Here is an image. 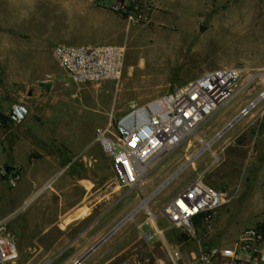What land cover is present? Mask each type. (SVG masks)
<instances>
[{"label": "rangeland", "instance_id": "1", "mask_svg": "<svg viewBox=\"0 0 264 264\" xmlns=\"http://www.w3.org/2000/svg\"><path fill=\"white\" fill-rule=\"evenodd\" d=\"M28 2L23 9V32L32 42L49 49L46 67L66 82L60 97L54 98L60 104L54 106L52 119L36 121L28 116L16 131L46 146L69 145L82 151L76 161L78 176L87 178L95 191L120 193V201L104 216L103 223L116 227L138 209L82 264H173L167 247L178 249L183 256L179 264H187L190 253L197 252L199 245L231 244L245 228L264 223V101L214 139L264 89V0H174V8L159 0H137L132 21L120 15V32L118 24H111L114 15L109 11H99L102 16L98 17L89 8L73 7L74 0ZM114 2L103 0L107 9ZM172 10L175 12L171 15ZM60 43L125 46L120 81L70 85L52 55ZM32 56L29 53L24 59L28 62ZM222 67L243 69L240 86L250 76L254 78L252 85L161 160L138 188L120 186L110 158L97 141V129L112 131L110 125L133 107ZM200 152L199 158L159 191ZM199 175L211 187L227 193V199L212 224L196 225L194 237L179 240L182 233L172 228L162 209ZM149 212L156 215L164 239L147 243L141 239V232L154 233ZM98 215L95 213L92 220ZM49 236L54 240L62 235L56 227ZM18 248L20 259L16 264H64L68 257L65 246ZM46 257L51 260L45 262Z\"/></svg>", "mask_w": 264, "mask_h": 264}, {"label": "built area", "instance_id": "2", "mask_svg": "<svg viewBox=\"0 0 264 264\" xmlns=\"http://www.w3.org/2000/svg\"><path fill=\"white\" fill-rule=\"evenodd\" d=\"M136 2L131 0L129 4L116 5L113 10L132 21ZM125 52V46L114 44H58L53 48V57L70 85L86 87L119 82L123 74ZM243 77L244 70L237 67L205 72L181 88L133 107L114 126L110 125L112 131L97 129V141L110 158L115 179L120 186L138 188L161 160L197 133L236 94L252 85L254 78L250 76L240 86ZM263 101L264 89L233 120L247 117ZM29 114L27 105L14 103L4 116L8 123L17 126L24 123ZM2 126L3 122L0 121V128ZM201 154L197 153L188 159L162 186L171 183ZM21 180L22 173L15 172L8 180V185L16 188ZM226 199L227 193L211 187L199 175L163 207L162 213L173 229L194 237L196 225L212 224L217 210L225 204ZM149 214L154 233L142 231L141 239L147 243L155 238L164 239L156 215ZM167 251L173 264L183 261L178 249L167 247ZM19 259L16 241L0 224V264H16ZM187 264H264V229L260 224L247 227L236 241L225 246L199 245L197 252L190 253Z\"/></svg>", "mask_w": 264, "mask_h": 264}, {"label": "crops", "instance_id": "3", "mask_svg": "<svg viewBox=\"0 0 264 264\" xmlns=\"http://www.w3.org/2000/svg\"><path fill=\"white\" fill-rule=\"evenodd\" d=\"M130 1L115 0L111 9L104 7L103 0H74L72 5L89 8L98 17L102 16L99 11L111 12V24H118L120 32L121 16L113 7ZM159 2L175 7L174 0ZM28 3L0 0V114L7 113L14 103H23L29 108V118L39 121L53 118L54 106L60 104L54 98L60 97L66 81L46 67L49 49L32 42L23 32V9ZM29 53L33 56L27 62L24 56ZM0 121V224L19 247L65 246L68 257L64 264H75L115 227L102 219L117 206L120 193L95 191L87 178L78 176L76 161L82 151L69 145L46 146L16 131L23 123L14 126L1 117ZM15 172L22 173V180L10 188L8 180ZM95 213L99 215L92 220ZM56 227L62 236L53 240L49 233ZM127 233L121 234L120 240ZM50 260L46 257L45 262Z\"/></svg>", "mask_w": 264, "mask_h": 264}, {"label": "water", "instance_id": "4", "mask_svg": "<svg viewBox=\"0 0 264 264\" xmlns=\"http://www.w3.org/2000/svg\"><path fill=\"white\" fill-rule=\"evenodd\" d=\"M237 123V120H233L231 123H229L216 137L215 139L222 137L231 127H233ZM164 186L159 188V191L162 190ZM143 200H145L142 197ZM137 212H133L131 215H129L127 218H125L118 226H116L108 235H106L101 241H99L94 247H92L83 257H81L75 264H82L84 260L92 253L94 252L102 243H104L109 237H111L118 229H120L129 219L132 218V216Z\"/></svg>", "mask_w": 264, "mask_h": 264}, {"label": "trees", "instance_id": "5", "mask_svg": "<svg viewBox=\"0 0 264 264\" xmlns=\"http://www.w3.org/2000/svg\"><path fill=\"white\" fill-rule=\"evenodd\" d=\"M117 14H120V13H117ZM0 117L2 118V119H6V117L4 116V115H2V114H0ZM197 226H200L199 225V223H198V225ZM260 227L262 228V229H264V223H261L260 224ZM190 238L187 236V235H185V234H182L180 237H179V240H189Z\"/></svg>", "mask_w": 264, "mask_h": 264}]
</instances>
